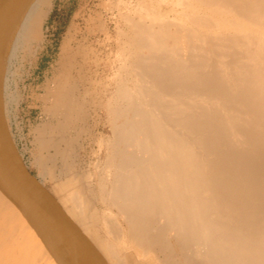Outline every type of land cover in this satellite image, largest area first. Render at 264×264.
<instances>
[{
  "label": "bare ground",
  "instance_id": "1",
  "mask_svg": "<svg viewBox=\"0 0 264 264\" xmlns=\"http://www.w3.org/2000/svg\"><path fill=\"white\" fill-rule=\"evenodd\" d=\"M16 1L1 5L0 155L23 185L106 264H264V0H104L121 49L98 121L85 100L96 91L63 58L46 95L58 121L34 131L40 177L8 103L53 0ZM78 147H92L86 170ZM0 264L87 263L0 187Z\"/></svg>",
  "mask_w": 264,
  "mask_h": 264
},
{
  "label": "rangeland",
  "instance_id": "2",
  "mask_svg": "<svg viewBox=\"0 0 264 264\" xmlns=\"http://www.w3.org/2000/svg\"><path fill=\"white\" fill-rule=\"evenodd\" d=\"M104 4V0H53L51 13L41 26L40 40L26 52L23 51L16 73L12 76V90L17 98L13 103H8L9 123L20 155L30 172L38 177L39 168L33 163L39 154L37 145L32 143L34 131L58 121L50 110L51 103L46 95L49 86L58 85L55 75L63 58L69 65L71 75H85L79 83L80 90L96 91L93 95L87 94L85 100L92 114L88 115V125L98 121L95 106H98L100 77L108 70L105 64L109 55L112 57L121 49L115 43L118 41L119 19L107 15ZM92 84L93 89L90 88ZM69 86L70 83L66 88ZM99 132L106 134L102 129ZM84 138L83 135L81 140ZM80 148L76 153V165L86 170L94 162L90 157L92 147L87 150ZM47 186L52 188L50 182H47ZM65 209L68 211V207Z\"/></svg>",
  "mask_w": 264,
  "mask_h": 264
},
{
  "label": "water",
  "instance_id": "3",
  "mask_svg": "<svg viewBox=\"0 0 264 264\" xmlns=\"http://www.w3.org/2000/svg\"><path fill=\"white\" fill-rule=\"evenodd\" d=\"M23 0H17L14 6ZM0 0V20L9 11H3ZM6 2V1H5ZM13 6V7H14ZM0 187L23 208L43 220L50 229L66 242L87 264H106L92 245L68 221L53 214L18 179L10 163L0 155Z\"/></svg>",
  "mask_w": 264,
  "mask_h": 264
}]
</instances>
